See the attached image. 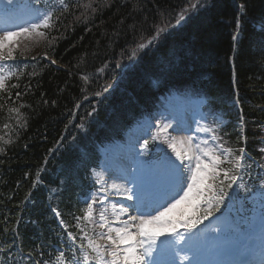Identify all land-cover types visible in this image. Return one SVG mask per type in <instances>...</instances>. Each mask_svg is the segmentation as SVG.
Instances as JSON below:
<instances>
[{"label":"trees","instance_id":"16d2710c","mask_svg":"<svg viewBox=\"0 0 264 264\" xmlns=\"http://www.w3.org/2000/svg\"><path fill=\"white\" fill-rule=\"evenodd\" d=\"M187 2L66 0V11L52 10L45 36L20 38L15 59L3 62L15 74L0 90V264H17L19 253L36 249L43 255L24 258L26 264L53 260L65 252L68 232L80 241L74 217L83 216L79 198L92 187L98 144L121 137L134 120L156 109L161 92L194 87L202 93L208 121L226 120L219 130L224 145L232 138L242 143L232 130L235 97L251 139L259 133L264 0H208L176 24ZM238 17L239 37L233 41ZM168 22L174 27L126 65L137 42ZM247 145L262 164V154L251 141ZM86 224L81 221V227ZM72 258L65 252L64 264Z\"/></svg>","mask_w":264,"mask_h":264},{"label":"snow or ice","instance_id":"6c2138e0","mask_svg":"<svg viewBox=\"0 0 264 264\" xmlns=\"http://www.w3.org/2000/svg\"><path fill=\"white\" fill-rule=\"evenodd\" d=\"M7 4L12 6L13 0H7ZM59 7L66 11L68 9L66 0H59ZM200 7H203L201 0H188V3L176 13V24L185 20L190 13ZM239 7L240 12L243 13L245 6L241 4ZM52 16L53 12L48 11L37 15L34 20L26 22L25 25L16 26L17 30L0 29V90L6 87V81L15 74L13 71H7L6 69L10 66L3 62L15 59L14 51L21 37L30 38L33 34L45 36L46 33L43 30L52 27ZM171 27L174 25L170 22L157 27L155 35L145 43L138 44L137 48L144 49L150 46L161 33ZM239 27L238 17L237 28ZM232 39L236 41L238 35L234 34ZM52 63L54 64L55 61L53 60ZM107 90V88L104 89V91ZM13 111L19 110L13 109ZM168 127L170 126L159 127V131L166 132ZM198 131L213 132L212 140L219 139L211 128L200 127ZM241 131H243L242 128ZM188 140L194 149L192 155L187 153L182 155L175 151L174 144H169L175 152L176 160L180 163L177 164L170 159L166 161L163 181L157 176L147 177L152 182L155 192L149 201L145 202L140 196L144 178H133L131 182L136 185L135 190L116 185L107 187L101 185L89 198L85 199L86 207L82 209L83 216L74 217L77 221L76 227L81 233V243L77 245L82 256L80 264H93V262L94 264H177V260L180 264H184L185 261L187 264H201L197 258L196 246L199 238L198 226L213 216L214 212L221 211L220 206L230 195L226 188L231 189L233 185H237L239 177L236 173L243 166L245 150L241 148L238 150L239 155H233L232 149L223 148L221 145H215L214 148L208 147L207 140L195 144H192V137H188ZM147 143L148 141H145V145ZM186 160L187 163H185ZM225 164H230L231 167H222ZM101 180L102 177L97 178L96 183L100 185ZM37 183L38 181H34L33 186L35 187ZM237 187L240 186L237 185ZM261 187L264 188V181H261ZM112 189L115 190V194L123 195L128 200H133L135 197V206L132 209L135 214H130L129 207L121 205L117 208L113 203L112 219H109L108 209L104 207V204L107 195L112 194ZM243 190L248 191L246 186ZM101 193L104 195H100ZM185 203L191 210L173 215L174 210ZM97 204L101 205L98 210L99 220L93 219L94 206ZM52 212L57 218L61 216L56 208H53ZM122 217L126 219H121ZM81 221H87L93 225L94 237L81 227ZM61 226L67 231L63 220H61ZM96 227L100 231H95ZM67 235L68 240L76 244V235L72 232H68ZM73 260H76L75 255ZM64 262L65 252L58 251L53 260L44 261V264H64Z\"/></svg>","mask_w":264,"mask_h":264},{"label":"rangeland","instance_id":"374dc122","mask_svg":"<svg viewBox=\"0 0 264 264\" xmlns=\"http://www.w3.org/2000/svg\"><path fill=\"white\" fill-rule=\"evenodd\" d=\"M19 1V0H16ZM28 0H22L21 4H19L16 9L14 8L15 0H13V5L8 6L7 0H0V26L3 24H10L9 28L17 29L16 26L25 25L26 22H31L34 20L37 15L47 12L45 9L41 7H34L27 5ZM204 5L208 0H201ZM185 6V5H184ZM182 22V21H181ZM180 22V23H181ZM2 29V28H0ZM152 37V36H150ZM149 37V38H150ZM149 38L140 39L137 44L134 46L132 51L131 58L126 62L130 63L135 57L136 53L139 51L137 45L140 43H145ZM135 53V54H133ZM176 96V97H175ZM163 96L162 101L164 100V109H161L159 112L153 113L150 117H146L141 123H137L129 129L125 136V141L122 143L127 148L131 147L134 149L133 152V160L130 165V173H134L139 178H145L147 176V170L151 169L154 165L149 164L150 162L145 161L143 158L148 153L142 139L149 133L150 128L154 126L155 118L158 119V123L156 126V130L152 133L153 137H157L158 133L164 135L169 141L170 144L175 145V151L180 152L181 154L187 153L188 155H192L194 149L192 145L189 143L188 137H196V139L192 138V142L200 143L204 140V135L210 137L208 141V147L214 148L213 140L211 134L209 132L198 131V128L205 127L203 121L200 119V112L197 110L196 105L197 102L194 99H189L186 96ZM171 100L175 102H171ZM173 114V118H169L168 115ZM163 119V124H160V121ZM169 125L166 132H160L159 127ZM173 127H181V131H173ZM140 131V132H139ZM171 133V134H169ZM115 148H119L118 142L106 145L102 147V153H106V158H104L102 154V159L99 164V169L93 170L92 177L96 181L97 178L102 177L101 184L98 185L101 187H107L109 185H114L112 181L106 182L105 174L106 164L111 163L112 165H116L114 151ZM103 149H107V152H103ZM156 149L161 151V145H157ZM144 153V155H141ZM172 160L175 163L179 161L176 160L175 152L172 150L168 155L164 154V157H160V161L166 162L167 160ZM157 166V162L155 163ZM108 171V170H107ZM112 194H115V190L112 189ZM100 195H104L101 193ZM107 195L105 199V205L108 209L109 219H112L111 216V206L112 202ZM91 196V195H90ZM89 196V197H90ZM262 193L255 192L251 196V203L247 201L243 205V209L249 210L248 215H239L240 221H242L243 232L238 230L237 222L232 220L231 215L224 213L221 217H214L212 221L208 224V227L202 225L199 227V238L197 239L199 243L198 256L197 258L200 260L201 264H231L235 259L247 255L249 252H252L247 248L250 239L254 237L259 231L262 229L260 224V220L262 216H264V204L259 205L257 209L252 211V204H257V199L261 198ZM113 202H117L113 200ZM115 204V203H114ZM237 201L234 198H231L227 204V210L237 212L235 205ZM116 205V204H115ZM117 208L119 206H116ZM187 210H191L188 206ZM246 215V216H245ZM246 219H245V218ZM211 227V228H210ZM216 229V231H213ZM249 234H248V232Z\"/></svg>","mask_w":264,"mask_h":264},{"label":"bare ground","instance_id":"6f19581e","mask_svg":"<svg viewBox=\"0 0 264 264\" xmlns=\"http://www.w3.org/2000/svg\"><path fill=\"white\" fill-rule=\"evenodd\" d=\"M131 158L132 153L130 152V149L123 144H119V148H115V162L117 165L112 166L109 163L106 164L108 170L104 172L106 182L112 181L116 186L122 188H132L129 184L132 180V176L128 174V169L131 165ZM133 178L135 177L133 176ZM161 181L163 180L161 179ZM249 243L259 246L262 250H257L255 255H258V257L261 259L264 258V228L259 231L258 235L252 237ZM181 255H183V253H181ZM250 260L251 258L248 257L247 261L249 262ZM177 264H180L179 260H177ZM184 264H187V261H185ZM242 264H247V262Z\"/></svg>","mask_w":264,"mask_h":264}]
</instances>
